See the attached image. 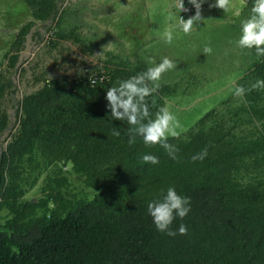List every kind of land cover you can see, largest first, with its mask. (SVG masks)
<instances>
[{
	"label": "trees",
	"instance_id": "16d2710c",
	"mask_svg": "<svg viewBox=\"0 0 264 264\" xmlns=\"http://www.w3.org/2000/svg\"><path fill=\"white\" fill-rule=\"evenodd\" d=\"M21 1L31 19L0 49L7 71L31 27L56 17L60 0ZM254 2L243 7L244 18ZM64 14L55 37L91 53L87 37L63 29ZM111 28L124 42L119 27ZM134 51L107 52L94 76L43 79L18 103L0 147V264H264V88L251 87L264 80V56L247 50L253 62L235 85L248 89L242 98L231 96L168 138L178 149L172 159L140 138L130 145L128 125L106 108L109 87L149 67ZM11 92L0 70V136L9 129ZM174 95L160 84L148 98L152 113ZM203 150L206 157L193 161ZM144 154L159 163H144ZM170 186L191 199L188 215L170 226L177 232L183 223L185 235L157 231L147 214L148 202ZM35 187L39 196L28 197Z\"/></svg>",
	"mask_w": 264,
	"mask_h": 264
},
{
	"label": "rangeland",
	"instance_id": "374dc122",
	"mask_svg": "<svg viewBox=\"0 0 264 264\" xmlns=\"http://www.w3.org/2000/svg\"><path fill=\"white\" fill-rule=\"evenodd\" d=\"M173 2L60 0L56 17L46 22H37L31 27L18 52L13 70H6L8 60L0 54V70L12 81V92L5 97L10 124L8 131L0 136V147H4L8 132L16 125V109L24 95L40 88L43 79H74L87 74L94 76V70L103 65L106 53L110 51L132 54L135 47L133 53L147 64L149 57L156 63L163 56L174 60L176 69L165 72L159 85L165 83L174 88V97L167 98L165 104L181 122L178 134L187 131L222 101L231 96L236 97V81L253 62L250 53L235 44L240 33V21L244 18L245 4L237 17L232 11L210 8L209 4H213L214 0H207L201 9L204 21L190 34H176L173 43L169 45L163 40V32L168 26V6ZM231 2L241 4V0ZM28 11L21 0H0V49L6 45L7 34H16L31 19ZM62 11L65 12L62 16L63 29H74L82 37H87L94 46L93 49L88 48L91 53L83 51L74 40L55 37V23ZM107 19L112 24L109 20L107 23ZM112 25L113 28L119 27L124 42L112 32ZM206 45L212 47L211 54L203 52ZM74 186L77 188V181H74ZM27 196L38 197L37 187Z\"/></svg>",
	"mask_w": 264,
	"mask_h": 264
},
{
	"label": "clouds",
	"instance_id": "9594fccd",
	"mask_svg": "<svg viewBox=\"0 0 264 264\" xmlns=\"http://www.w3.org/2000/svg\"><path fill=\"white\" fill-rule=\"evenodd\" d=\"M207 0H174L168 6L166 19L168 26L163 32V40L171 45L174 36L178 33L190 34L196 30L200 22L204 21L201 15L202 5ZM185 3L191 5L185 7ZM244 0L240 5H235L231 0H214L209 7L222 9L224 12L232 11L234 16L239 17ZM194 14H192V10ZM191 15L185 18L181 13ZM235 44L241 50H254L258 56H264V0H255L248 17L240 21V33ZM213 51L210 45L203 48L205 54ZM151 65L146 70L120 80L116 85L109 87L105 92L106 108L110 116L116 121H125L128 125V143L135 144L140 138L145 145H160L165 148L172 159L176 158V149L168 143L169 137H177L178 130L182 125L179 118L165 104L154 114L150 110L148 98L159 88V81L165 72L175 70L177 65L168 56H163L159 63L151 57L148 58ZM253 89L264 88V80L258 79L251 86ZM248 91L244 86L235 87L234 95L243 97ZM154 117V118H153ZM113 136H120L118 128L112 130ZM207 151L193 155V161H202ZM144 163L156 165L159 158L152 154H144L141 157ZM191 210V199L181 195L175 187H168L160 196L147 204V214L151 217L156 230L169 236L177 234L185 235L187 227L183 223L179 225L177 232L171 230L170 226L177 218L183 220Z\"/></svg>",
	"mask_w": 264,
	"mask_h": 264
},
{
	"label": "built area",
	"instance_id": "2783aa9c",
	"mask_svg": "<svg viewBox=\"0 0 264 264\" xmlns=\"http://www.w3.org/2000/svg\"><path fill=\"white\" fill-rule=\"evenodd\" d=\"M185 7L190 8L186 3H185ZM181 15H183L185 18H187L188 16L191 15V11L188 12V13H181ZM95 80H96V78H95V77H92V76H90V77L88 78V82H89L91 85L95 82Z\"/></svg>",
	"mask_w": 264,
	"mask_h": 264
},
{
	"label": "water",
	"instance_id": "95a60500",
	"mask_svg": "<svg viewBox=\"0 0 264 264\" xmlns=\"http://www.w3.org/2000/svg\"><path fill=\"white\" fill-rule=\"evenodd\" d=\"M249 3V0H244V4L247 5Z\"/></svg>",
	"mask_w": 264,
	"mask_h": 264
}]
</instances>
